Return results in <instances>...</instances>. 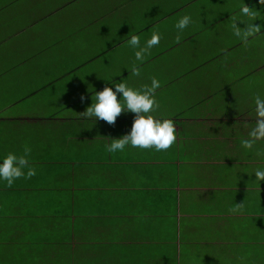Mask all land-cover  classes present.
Instances as JSON below:
<instances>
[{"label":"crops","instance_id":"0c3cea01","mask_svg":"<svg viewBox=\"0 0 264 264\" xmlns=\"http://www.w3.org/2000/svg\"><path fill=\"white\" fill-rule=\"evenodd\" d=\"M242 3L264 26L257 0H0V154L27 144L36 168L0 183V264H264L252 174L264 159L239 147L264 95V35L234 39ZM153 31L160 43L133 76L126 41ZM153 76V115L174 120L175 143L108 153L135 114H79L112 87L103 78L142 88Z\"/></svg>","mask_w":264,"mask_h":264},{"label":"clouds","instance_id":"9594fccd","mask_svg":"<svg viewBox=\"0 0 264 264\" xmlns=\"http://www.w3.org/2000/svg\"><path fill=\"white\" fill-rule=\"evenodd\" d=\"M264 5V0H257ZM261 12L250 8L242 3L238 11L231 18V32L234 39L241 44L248 45L254 38L264 35L261 31L262 25L255 21L260 19ZM237 21L241 26H238ZM193 23L190 14L180 15L175 21L174 28L177 30L175 39L180 40L182 33ZM161 34L153 31L150 37L141 43L138 35L130 36L126 43L133 50L134 63L130 66L133 76L140 74V66L145 62L150 50L160 43ZM113 77L103 78L110 81L112 87L105 86L102 90L93 91L91 103L79 115L85 119L103 120L109 124L115 122L116 117L123 111H130L135 114L130 130L119 138H111L109 143L104 145L108 153L124 151L126 147L138 149H151L156 152L168 150L176 141V125L172 118L157 117L156 112L159 105L154 95L161 87V81L155 76L150 77V84L142 88L130 86L125 79L116 82ZM119 94L120 99H117ZM83 99V97H81ZM253 111L255 121L248 130L246 136L239 138V147L248 153H254L258 158L264 159V95L253 96ZM31 147L23 146L22 154L14 151L0 154V183L10 187L17 179L31 178L36 175V168L31 162ZM256 184L264 181V165L253 169ZM239 206V204L237 205ZM235 210V209H233Z\"/></svg>","mask_w":264,"mask_h":264},{"label":"rangeland","instance_id":"374dc122","mask_svg":"<svg viewBox=\"0 0 264 264\" xmlns=\"http://www.w3.org/2000/svg\"><path fill=\"white\" fill-rule=\"evenodd\" d=\"M41 10H45V8H41Z\"/></svg>","mask_w":264,"mask_h":264}]
</instances>
